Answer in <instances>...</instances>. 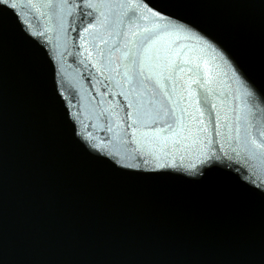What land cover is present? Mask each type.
<instances>
[{"label":"water","instance_id":"obj_1","mask_svg":"<svg viewBox=\"0 0 264 264\" xmlns=\"http://www.w3.org/2000/svg\"><path fill=\"white\" fill-rule=\"evenodd\" d=\"M15 2L9 9L14 39L0 62L5 264H264V196L247 194L264 183V164L243 144L252 100L243 95L233 68L197 38L207 32L229 47L220 25L242 21L246 54L264 71V0H177L179 6L168 9L193 25L191 32L160 34L153 45L168 69L173 61L189 62L176 73V83L162 81L172 103L153 92V83L146 91L130 81L134 73L125 53L136 51L127 43L135 38L125 35L128 29L119 15L136 0L98 8L96 15L106 13L112 27H93L89 33L82 28L90 19L81 18L73 0L56 7L42 0ZM136 10L143 13L142 7ZM143 14L148 18L138 21L141 28L162 23ZM193 66L200 68L209 92L191 84L193 73L187 68ZM55 81L59 127L50 122L46 98ZM202 94L209 101L203 116L197 111L203 110ZM137 106L146 113V127L139 128L137 139L141 133L156 134L152 119L157 113L175 111L181 124L174 129L181 131L171 139L219 156L216 179L198 182L179 169L164 181L116 176L110 157L116 152L126 157L136 147L127 142L132 130L127 129L128 137L123 133L132 122L126 112L135 119ZM65 109L72 113L74 132L65 123ZM253 114L264 121V104ZM191 159L192 154L177 153L175 162L186 165Z\"/></svg>","mask_w":264,"mask_h":264},{"label":"snow or ice","instance_id":"obj_2","mask_svg":"<svg viewBox=\"0 0 264 264\" xmlns=\"http://www.w3.org/2000/svg\"><path fill=\"white\" fill-rule=\"evenodd\" d=\"M42 2H45L48 6L56 7L57 4L68 3V0H42ZM72 6L81 10L80 16L82 19H90L87 26L82 28L84 33H89V30L93 27H112V23L109 21L106 13L100 12L96 15L98 8H115L121 5L115 3L114 0H73ZM174 6H179L177 0H136L135 6L129 7L128 11L119 15L121 25L128 29L125 35L130 34L135 38V42L129 40L127 43L131 44L136 51L125 53V57L131 60V71L134 73L130 78L132 86L144 88L147 91V85L153 83V92L162 96L164 100H167L169 103H172L170 100L172 93L165 90V83L163 82L171 81L172 83H176V73H183L185 67H183L182 64H188L189 62L183 61L181 63H176L173 61L171 62L170 69H168L167 63L162 64L161 58L154 54L153 45L160 34L169 32H191L193 27L191 22L184 21L183 17L176 16L175 13L168 11L169 8ZM15 7V0H0V62H2L6 50L14 39L9 9H15ZM141 7L143 13L150 14L151 18L161 21L162 23L155 24L150 28L139 27L138 21L148 18V15L137 12L136 9ZM125 20H127V24L124 23ZM220 27L227 32L229 47L222 45L219 40L210 33L204 32L203 35H197V33L193 32L192 34L197 35L203 48L211 49L216 53V56L233 68V75L244 89L243 95L252 100L251 107L246 105V107H248V112L244 117L243 144L253 158L257 159L261 164H264V121H261L259 118H254L253 114V109L260 110L261 104H264V71L259 70L252 59L246 54L249 49V43L245 24L242 21H235L228 28L221 25ZM89 55H91V53H89ZM178 55L179 54H177V56ZM215 58L216 57H213V59ZM236 58L239 59V62H237ZM153 61H155V63ZM205 64H207V61H205ZM164 70H169V75L164 76ZM187 71L193 73L191 84L197 85L200 89L204 90V93L210 91L206 87L207 81L201 82L200 80V68L198 66L188 67ZM145 72L149 74L146 75ZM205 75H207L206 72ZM58 84L59 81H55L51 94H46L50 106L49 118L54 127L60 126L56 108ZM257 101H259V103H257ZM198 103L203 106V110L198 107L197 111L203 116L204 111L209 110L208 96L202 94ZM132 107V102L126 105V108L130 109ZM212 107H215V105ZM183 112L184 110L181 109L182 114ZM134 115L135 119H133L132 112H126V120L132 122L125 125L123 134L125 137H128L129 134L127 129L132 130L134 135L130 137L127 142L136 145V147L132 149V153H135V155L129 153L125 157L120 155L119 152L111 155L110 158L112 159V163L117 166L112 168V172L116 176L133 180L164 181L173 179L174 177L170 174L171 171L179 169L185 175L198 178V182L211 184L216 179L214 175V161L219 160V156H213L203 147L197 149L183 147L181 140L171 139V137L179 136V132L181 131L179 128L174 129V125L181 124L179 118L176 117L175 111L166 109L163 115L157 113L156 117L152 119L156 134L151 137H144V134L141 133L139 139H137L135 134L138 133L139 128L146 127L144 123L146 113L141 111L139 106H137ZM64 117L65 123H67L69 129H72L74 132L75 121L72 113L65 109ZM164 117H167L168 121L171 122L165 121ZM198 122L203 123L202 120ZM204 130L206 131V129ZM109 131H111V129H109ZM236 131V139L239 143V126ZM165 132L170 135H161ZM215 134L217 136L220 135L218 131ZM76 135H79V133H76ZM91 147L95 148L96 145H91ZM173 149L175 150L173 151ZM197 152L198 154H195ZM177 153L192 154V159L186 165H178L175 162ZM117 156L120 158L117 159ZM184 158L183 154L179 156L181 161H183ZM121 169H123V171H121ZM256 187L259 189L258 191L249 189L247 194L250 196H264V183ZM0 264H5V244L2 233H0Z\"/></svg>","mask_w":264,"mask_h":264}]
</instances>
